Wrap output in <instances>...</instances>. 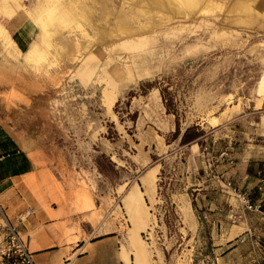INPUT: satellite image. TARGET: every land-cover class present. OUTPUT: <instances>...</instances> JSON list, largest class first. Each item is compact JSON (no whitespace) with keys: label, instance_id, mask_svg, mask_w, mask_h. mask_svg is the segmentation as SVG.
I'll list each match as a JSON object with an SVG mask.
<instances>
[{"label":"rangeland","instance_id":"obj_1","mask_svg":"<svg viewBox=\"0 0 264 264\" xmlns=\"http://www.w3.org/2000/svg\"><path fill=\"white\" fill-rule=\"evenodd\" d=\"M208 2L0 0V157L41 168L48 216L146 234L164 264L261 259L233 235L264 217V0Z\"/></svg>","mask_w":264,"mask_h":264},{"label":"crops","instance_id":"obj_2","mask_svg":"<svg viewBox=\"0 0 264 264\" xmlns=\"http://www.w3.org/2000/svg\"><path fill=\"white\" fill-rule=\"evenodd\" d=\"M40 170L26 152L0 157V205L27 240L36 264H164L146 234L139 232L131 237L115 230L93 233L88 221L78 214L48 216L32 192L42 182ZM28 208L33 215L22 216ZM234 225L238 227L233 236L242 234L248 241H255L257 255L261 256L257 264H264V217H256V221L248 217ZM242 254L250 256L252 251Z\"/></svg>","mask_w":264,"mask_h":264},{"label":"built area","instance_id":"obj_3","mask_svg":"<svg viewBox=\"0 0 264 264\" xmlns=\"http://www.w3.org/2000/svg\"><path fill=\"white\" fill-rule=\"evenodd\" d=\"M246 200V207L251 203ZM0 264H36L33 252L17 226L0 205Z\"/></svg>","mask_w":264,"mask_h":264},{"label":"trees","instance_id":"obj_4","mask_svg":"<svg viewBox=\"0 0 264 264\" xmlns=\"http://www.w3.org/2000/svg\"><path fill=\"white\" fill-rule=\"evenodd\" d=\"M154 82H146L147 86H152ZM160 89V94L162 97V100L164 104L167 106V109L169 110V106L167 103V99L165 97V90L166 88L164 87H159ZM203 133L202 129L198 125H187L183 130H181L180 123L176 119V125L175 129L171 132L172 138L173 139H178L180 144H186L190 142H198L199 141V136ZM157 158V157H154ZM101 170V167H100Z\"/></svg>","mask_w":264,"mask_h":264},{"label":"bare ground","instance_id":"obj_5","mask_svg":"<svg viewBox=\"0 0 264 264\" xmlns=\"http://www.w3.org/2000/svg\"><path fill=\"white\" fill-rule=\"evenodd\" d=\"M212 0H210V2H211ZM196 2H197V0H196ZM210 2H208V3H210ZM197 3H195V5H196ZM179 7V6H178ZM209 8V7H208ZM178 9H180V8H178ZM212 9V8H211ZM3 30V29H2ZM45 35L46 36H48L49 35V31H46L45 30ZM36 49H34L30 54H35L36 53ZM261 87H260V92H261V90H262V93H263V91H264V75H263V77H262V81H261V85H260Z\"/></svg>","mask_w":264,"mask_h":264}]
</instances>
